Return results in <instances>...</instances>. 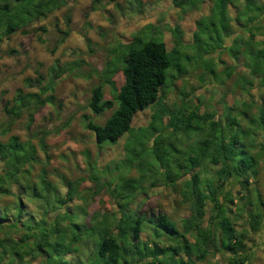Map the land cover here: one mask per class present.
<instances>
[{"label": "trees", "instance_id": "trees-1", "mask_svg": "<svg viewBox=\"0 0 264 264\" xmlns=\"http://www.w3.org/2000/svg\"><path fill=\"white\" fill-rule=\"evenodd\" d=\"M211 1L209 14L196 21L193 42L202 60L229 51L235 65L225 75H238L235 89L242 97L232 105L224 101L220 116L201 113V106L185 94L179 108L166 107L169 69L175 72L172 82L189 72L178 48L184 32L173 30L172 49L156 37L152 26L137 33L119 46V54L102 71V82L91 90L88 108L96 115L114 107L113 112L103 124L86 122L98 145L128 135L127 174L102 181L99 171L90 168L93 185L86 190L91 192L80 189L84 179L66 177L61 178L63 191L48 179L45 167L33 179V165L40 159L31 139L12 135L0 141V264H211L210 256L219 253L223 264L247 263L245 238L264 224V199L256 184L264 170V0ZM172 2L186 11L199 9L204 0ZM65 3L0 0V43ZM215 66L213 59L204 64L220 79ZM75 69L56 65L48 79L40 72L27 78L26 86L38 90L18 89L6 103L10 123L2 134L9 133L25 112L32 121L41 108L54 104L57 82ZM118 72L124 77L119 88L113 80ZM105 84L113 100L105 99ZM145 109L152 111L151 121L135 128V115ZM47 134L38 138L45 153ZM187 139L193 144L185 151ZM133 168L136 177L130 175ZM156 182L173 187L189 204L191 216L182 220V229L163 213H140L148 199V183ZM102 189L108 190L117 208L91 212V202ZM241 217L247 227L238 229Z\"/></svg>", "mask_w": 264, "mask_h": 264}, {"label": "rangeland", "instance_id": "rangeland-1", "mask_svg": "<svg viewBox=\"0 0 264 264\" xmlns=\"http://www.w3.org/2000/svg\"><path fill=\"white\" fill-rule=\"evenodd\" d=\"M211 6V0H204L199 9L182 11L174 6L172 0H66L62 7L46 17L4 38L0 43V141L6 142L12 135H18L21 141L31 139L38 147L40 159L39 163L33 165V179L36 180L45 167L48 179L63 191L66 188L61 178L66 177L69 180L84 179L80 189L91 192L86 190L93 185L90 168L99 171L102 181L127 174L128 135L121 136L115 143L98 145L94 132L86 128L88 120L103 124L114 107L96 115L88 108V100L92 88L102 82V71L107 62L119 54V46L130 43L137 33L148 26L157 31L156 37L163 39L168 49L175 45L173 30L178 28L184 32L183 44L178 45V48L184 56L181 62L186 64L189 72L172 82L170 75L175 72L169 69L170 75L165 81L166 107L179 108L185 94L201 106V113L214 112L220 116L222 103L226 101L232 105L242 94L239 89H235L238 75H225L227 69L235 65L229 51L224 49L220 54L216 52L202 60L199 57V45L193 42L196 21L208 15ZM230 43L227 40L226 46ZM189 56H192L191 61ZM211 59L216 62V73L221 76L220 79L204 67ZM67 64L76 69L57 82L54 104L41 108L32 121L29 113L25 112L11 125L9 133L2 134L1 130L10 123L4 111L6 103L12 101L18 89L25 93L38 90L26 86L25 80L35 78L37 72L48 79L51 67ZM238 71L243 73L244 68L239 67ZM113 80L119 88L124 77L118 72ZM104 94L105 99L113 100L109 84H105ZM151 113L150 109L138 112L133 119V126L138 128L149 124ZM164 122H167V117ZM45 131L48 132L44 140L47 153L39 148L38 139L44 136ZM192 140H185L182 147L185 151L192 146ZM130 175L138 176L135 168ZM156 183L154 186L148 183V199L142 204L140 213H163L182 229V220L191 216L189 204L173 187ZM256 184L264 199V170ZM238 190L237 185L233 189L235 201ZM116 208L108 190L102 189L92 200L89 209L93 212L114 211ZM236 227H247L243 217L239 218ZM245 245L250 256L246 264H264V224L260 231L247 234ZM210 263L223 264V254L210 256Z\"/></svg>", "mask_w": 264, "mask_h": 264}]
</instances>
